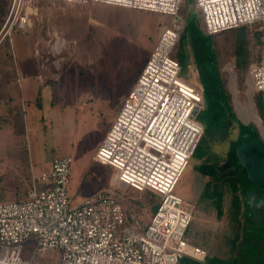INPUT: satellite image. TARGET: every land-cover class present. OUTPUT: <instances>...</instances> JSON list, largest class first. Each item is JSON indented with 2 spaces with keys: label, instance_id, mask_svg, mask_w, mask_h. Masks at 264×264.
Masks as SVG:
<instances>
[{
  "label": "rangeland",
  "instance_id": "1",
  "mask_svg": "<svg viewBox=\"0 0 264 264\" xmlns=\"http://www.w3.org/2000/svg\"><path fill=\"white\" fill-rule=\"evenodd\" d=\"M13 5L14 0H0V171H13L15 164L9 159L17 152L29 159L36 177L54 159L70 156L73 163L68 193L74 205L113 183L114 169L97 162L95 155L157 44L162 26L177 18L94 2L35 0L27 5L30 21L22 27ZM191 12L197 15L203 29L195 1L183 0L182 31ZM256 29L246 26L249 62L243 69L237 67L234 30L214 37L224 84L238 118L239 104L246 106L251 101L249 68L260 54ZM180 51L177 46L174 55ZM183 51L187 53L184 76L190 69L197 77L190 45ZM43 96L45 102L52 101V108L39 107ZM13 97L19 98L20 108L17 120L9 126L2 114ZM252 100L260 115L264 108L261 95L253 92ZM242 119L258 128L245 115ZM258 130L264 139V132ZM236 135L235 132L232 138ZM213 149L222 158L219 174L232 173L233 167L227 166L229 142L216 143ZM203 163L193 156L174 189L175 195L196 207L187 231L188 241L208 251L214 260H233L241 253L247 264H264V184L242 180L246 208L239 217L233 215L232 189L223 188L224 213L220 217L215 195V185L220 182L197 170ZM118 189L124 192L128 206L135 209L141 222L149 223L159 199L150 192ZM35 252L34 244H24L21 257L30 261ZM60 258L61 252L52 250L37 255L33 264H60Z\"/></svg>",
  "mask_w": 264,
  "mask_h": 264
},
{
  "label": "built area",
  "instance_id": "2",
  "mask_svg": "<svg viewBox=\"0 0 264 264\" xmlns=\"http://www.w3.org/2000/svg\"><path fill=\"white\" fill-rule=\"evenodd\" d=\"M133 8L177 21L163 25L157 44L113 121L95 160L114 169L113 183L77 204L69 198L73 159L57 158L32 178L24 200L0 202V264H33L37 255L61 252L60 264L206 263L208 252L187 239L195 205L174 194L204 135L198 120L204 88L193 70L183 74L174 55L183 29V0H62ZM208 34L242 26L259 32L260 54L249 68V83L264 104V0H194ZM35 0H14L20 26H27ZM13 5V6H14ZM38 185L42 186L40 189ZM150 192L159 204L143 224L124 192ZM34 244L30 261L24 244Z\"/></svg>",
  "mask_w": 264,
  "mask_h": 264
},
{
  "label": "trees",
  "instance_id": "3",
  "mask_svg": "<svg viewBox=\"0 0 264 264\" xmlns=\"http://www.w3.org/2000/svg\"><path fill=\"white\" fill-rule=\"evenodd\" d=\"M232 30H234L237 43V67L239 69H243L248 66L249 62L247 55L248 36L246 26H242ZM215 35L217 34H208L206 32L204 21L202 29L199 24L197 15L194 12H191L189 21L187 22L185 29L182 31L179 41L175 47L176 50L177 46H179L181 51L177 55H175V57L184 69L187 65V53L183 50L186 45H190L197 67L198 76L204 88V107L201 109L197 117L204 126V135L194 154V157L203 160L204 163L202 164V166L197 167V170L205 176H214L218 178L220 182V185H215V195H217L216 208L218 210V215L221 217L224 213L222 202V198L224 196L223 188L228 186L232 189L233 194V215L239 217L243 209L245 210L246 208V202L242 198V180H251L248 176L246 168L241 164L239 160L238 153L241 150V144L250 135H254L255 138L259 139L263 146L264 139L261 137L258 128L254 124H244L237 117L232 107L231 97L226 90L222 73L219 67V55L214 41ZM9 103L10 108L12 109H16L18 106L14 104V101L12 99L9 100ZM259 114L262 122H264V108L261 109ZM235 132L237 133V135L235 138H232ZM225 142H229L227 166L233 167L234 170L230 174L224 171L223 173L221 172V174H219L218 168L220 166L222 158L214 152L213 147L216 143L222 144ZM212 160H214V162L210 163ZM263 184L264 178L262 181L255 185ZM206 196L209 197L208 195ZM2 201L5 200H3V197L0 196V202ZM179 264L238 263L237 261L235 262L230 260H214L213 257L208 256L206 263H201L190 258H184L180 261Z\"/></svg>",
  "mask_w": 264,
  "mask_h": 264
},
{
  "label": "crops",
  "instance_id": "4",
  "mask_svg": "<svg viewBox=\"0 0 264 264\" xmlns=\"http://www.w3.org/2000/svg\"><path fill=\"white\" fill-rule=\"evenodd\" d=\"M45 97L43 96L40 98L39 107L40 108L46 107L48 109L52 108V101L49 99L48 101L45 102ZM10 99L14 101V104L18 105L17 108L16 109L10 108V103H8L7 112H5L4 114L1 113V114L3 117V121H5V124L12 126L13 122L17 120L16 112H18L20 108V103H19L20 100L19 98L16 99L14 97ZM8 128H5V131L6 130L9 131ZM9 160L13 161V164H15V166L12 168L13 170L12 172H9V171L7 172L6 170L2 172L0 171V190H1L0 196L3 197V200L5 201L24 199L26 198L31 188L32 178L36 177L34 167L30 164L29 159L25 157L23 154H20L19 152H17V155L14 154L12 158L10 156ZM53 161L50 163L48 168L42 171V173L47 172L51 169V165ZM211 257H214V256H211ZM217 259L226 261V259H223L221 257ZM230 261H235V262L237 261L238 264H247L245 262L246 260L244 259V255H242L241 253L239 257H236Z\"/></svg>",
  "mask_w": 264,
  "mask_h": 264
},
{
  "label": "water",
  "instance_id": "5",
  "mask_svg": "<svg viewBox=\"0 0 264 264\" xmlns=\"http://www.w3.org/2000/svg\"><path fill=\"white\" fill-rule=\"evenodd\" d=\"M199 109L194 113L195 116L199 115ZM239 119L244 124H249L248 121L242 119V115L239 114ZM262 122V119L260 118ZM261 132H264V126L261 123L258 125L255 123ZM262 137V134H261ZM263 138V137H262ZM241 164L246 168L250 180L257 184L264 178V146L259 139L255 138L254 135H250L241 144V150L238 153Z\"/></svg>",
  "mask_w": 264,
  "mask_h": 264
},
{
  "label": "bare ground",
  "instance_id": "6",
  "mask_svg": "<svg viewBox=\"0 0 264 264\" xmlns=\"http://www.w3.org/2000/svg\"><path fill=\"white\" fill-rule=\"evenodd\" d=\"M57 46L61 47V44L57 43ZM232 76V75H231ZM249 94H250V103L246 106H242L239 104V110L241 111V114L242 115H245V117L248 119V120H253L254 122H256L258 125H260L261 123L263 124V122L260 121V116L258 115V113L256 112L255 108H254V104H253V100H252V97H253V91H252V88L251 90L249 91ZM244 113V114H243ZM184 174V173H183ZM183 176V175H182Z\"/></svg>",
  "mask_w": 264,
  "mask_h": 264
}]
</instances>
